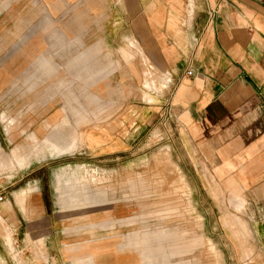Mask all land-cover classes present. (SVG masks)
I'll return each instance as SVG.
<instances>
[{
  "label": "crops",
  "instance_id": "obj_1",
  "mask_svg": "<svg viewBox=\"0 0 264 264\" xmlns=\"http://www.w3.org/2000/svg\"><path fill=\"white\" fill-rule=\"evenodd\" d=\"M15 41V58L1 61L2 68L6 64L1 81L40 80L64 70L65 77L53 79L86 82L76 90L80 96L70 91L72 124L67 115L61 117L68 121L64 128H81L80 134L73 130L59 136L52 127L42 140L39 131L29 135L33 149L27 153H20L21 143L12 151L20 165L29 160L13 183V195L30 218L25 220L16 206L17 223L24 224L21 235L26 230L35 240H50L53 234L44 230L46 205L40 184L29 179L37 170L31 168L41 161L37 159L61 153L90 158L122 154L142 133L169 124L180 141V157L200 158L209 172L186 171L197 178L194 191L232 192L239 200L222 204L211 196L196 207H241V219L226 212L219 217L225 216L229 226L238 225L232 227L237 236L247 231L244 224L248 227L246 245L231 244L235 264H264V0H0V43L9 49ZM57 47L64 49L65 57L55 63L46 52ZM153 83L159 90L145 87ZM49 110L59 112L58 117L67 112L57 104ZM166 112L170 117L163 124ZM124 113L128 119L121 118ZM204 177L214 178V187ZM92 179L88 182L94 183ZM5 204L0 203V213L14 220ZM3 222L0 216L2 234ZM149 246L141 249L143 254ZM95 247L98 260L102 255L113 264L115 259L137 264L134 258L144 257L136 244L133 258L123 255L132 256L130 245H118L116 255L109 254L111 246Z\"/></svg>",
  "mask_w": 264,
  "mask_h": 264
},
{
  "label": "rangeland",
  "instance_id": "obj_2",
  "mask_svg": "<svg viewBox=\"0 0 264 264\" xmlns=\"http://www.w3.org/2000/svg\"><path fill=\"white\" fill-rule=\"evenodd\" d=\"M41 21L42 24L45 22L44 17ZM41 35L44 36V33ZM15 37L14 34V39ZM2 44L0 43V76L4 71L2 69L6 68V64L2 68L1 61L7 57L15 58L17 50L16 41L13 48L9 49ZM46 57L58 63L65 57V51L61 47L47 50ZM32 70L33 66L28 74ZM36 75L43 76L38 73ZM43 77L30 81L0 80V193L4 196L6 208L15 218L6 220L0 213L6 230L4 234L0 231L1 263L113 264L101 254L98 260L95 246L102 243L111 246L113 251L109 250V254L113 255H116L118 245H130L132 256L123 254L127 258L134 257L135 244L140 254H143L141 249L149 244L144 257L134 258L137 264H235L231 244L246 245L248 241L245 238L248 234H245L248 233V227L243 222L247 231L240 232L237 236L232 227L237 228L238 225H227L224 217L240 218V213L243 212L241 207L219 209L216 214L215 210L200 209L195 203L207 202L212 198L221 203L239 200L232 192L226 194L214 189L213 194H210L199 188L194 191L197 178L189 176L186 171L202 168L205 174L209 172L204 161H199L200 158L196 160L197 157L194 158L192 154H185L184 160L180 157L178 148L182 150V147L179 145L180 141L175 140L176 133L169 124L162 129L152 130V133H142L140 140L134 141L130 149L122 154L90 158L80 153H61L50 156L53 157L51 159H37L41 161L31 168L37 170L29 179H36L40 184V192L46 205L42 216L48 223L44 230L52 231L53 234L50 240H35L26 230L21 235L19 232L24 231V224L22 222L20 226L17 223L20 215L16 206L20 207L21 216L25 220L30 218L25 214L24 205L18 204L13 195L17 188L13 183L18 169L26 167L29 160L26 159L20 165L13 159V149L20 143L21 154L23 150L27 153L33 149L30 142L33 140H30L32 138L29 135L36 131H39L38 140H42L43 133L48 134L52 127L59 132V136L68 131L74 130L77 134L82 131L81 128H64L68 121L61 117L67 115L72 124L74 112H71L72 107L69 106L72 99L69 94L76 93L86 82L79 79L57 80L65 77L64 70L51 78L46 75ZM55 77L58 78L53 79ZM152 86L145 85L147 89L155 91L160 88L154 83ZM55 93L56 97L53 96ZM78 95L80 96L79 92L75 97ZM56 104L67 112H62L59 117V112H49ZM52 114L57 120H53ZM60 118L61 122L55 123ZM121 118L128 119V115L124 113ZM48 123L51 128L45 127ZM117 127L123 130L122 133L127 130L120 124ZM94 132L97 131L94 129ZM23 143L28 144L23 148ZM79 146L80 143L75 149ZM90 179L94 183H89ZM204 179L211 180L214 187V178ZM86 195L90 200H86ZM220 212L227 213L222 220L219 218ZM49 215L53 230L49 224ZM17 224L21 230L16 229ZM114 264L120 263L115 259Z\"/></svg>",
  "mask_w": 264,
  "mask_h": 264
},
{
  "label": "built area",
  "instance_id": "obj_3",
  "mask_svg": "<svg viewBox=\"0 0 264 264\" xmlns=\"http://www.w3.org/2000/svg\"><path fill=\"white\" fill-rule=\"evenodd\" d=\"M190 75H191V72L187 71L186 72V76H190ZM169 117H170L169 112H166L164 114V119H163L164 122H163V124L166 123V121L168 120ZM0 189H1V187H0ZM3 200H4V196L0 193V203L3 202Z\"/></svg>",
  "mask_w": 264,
  "mask_h": 264
}]
</instances>
